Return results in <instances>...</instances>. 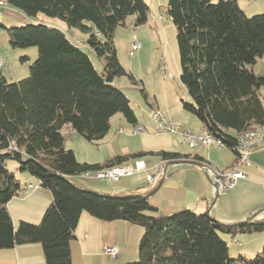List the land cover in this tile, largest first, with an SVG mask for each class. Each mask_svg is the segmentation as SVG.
<instances>
[{"label":"trees","instance_id":"obj_1","mask_svg":"<svg viewBox=\"0 0 264 264\" xmlns=\"http://www.w3.org/2000/svg\"><path fill=\"white\" fill-rule=\"evenodd\" d=\"M29 17L43 13L87 35L86 46L104 60L100 73L90 54L60 28L45 23L7 27L11 47H37L30 76L9 82L0 70V249L42 244L46 264H73L71 242L83 212L104 220H127L143 228L139 257L121 264H264V245L255 257H232L221 233L261 232L264 220L224 224L209 212L190 209L167 216L147 196L112 195L79 187L71 181L84 172L121 165L134 158L159 155L166 163L202 160L176 151H140L101 164L78 161L65 146L66 127L98 144L121 113L137 124L130 98L116 84L127 76L143 86L121 63L116 31L134 17L146 25L151 9L146 0H3ZM167 16L176 27L181 80L189 100L183 108L209 133L238 153L242 134L264 129L260 90L264 74L255 72L264 55V13L248 16L239 0H168ZM25 57H22V60ZM147 100L148 93L143 87ZM15 159L49 189L53 200L40 223L20 220L14 226L8 203L22 190L21 181L5 167ZM148 212V213H147Z\"/></svg>","mask_w":264,"mask_h":264},{"label":"crops","instance_id":"obj_2","mask_svg":"<svg viewBox=\"0 0 264 264\" xmlns=\"http://www.w3.org/2000/svg\"><path fill=\"white\" fill-rule=\"evenodd\" d=\"M7 13L22 18L21 14L13 9H8ZM116 84L122 88L117 81ZM147 102L153 111H163L160 102L156 98H152L149 93ZM163 113L166 114L164 111ZM136 116V125H143L147 129L146 134H134L139 138L137 145L132 146L122 140V134L127 132L125 126L116 128V133L110 129L107 136L96 144L100 151L99 157L84 162L104 165L118 156H130L140 151L159 152L161 150L176 151L192 156L200 155L201 166L209 163L214 168L218 167L219 170H226L236 161L237 154L227 146L224 148L212 146L209 149L201 147V150L188 152L179 151L177 149V141L181 142L179 136L162 134L155 128L150 130L137 113ZM114 117H112L111 123ZM124 119L126 120L125 117ZM172 121L180 124L176 119ZM132 125L135 129L136 126ZM182 126L192 132L188 127ZM202 128L205 131L204 125ZM121 129L123 132H120ZM64 131L73 133V135L76 133L69 126ZM225 149L228 150L225 151ZM219 153L226 155L227 160L217 159L216 154ZM138 159L145 162L146 171L127 176L132 177L128 181H122L125 177L116 181L119 185H115L112 189L102 187L94 180L78 182L71 178V181L79 187L96 190L100 193L147 196L150 203L157 208V213L155 212L154 215L167 216L190 209L197 213L209 212L213 218L224 224H236L248 219L264 220V143L252 153L250 157L252 165L241 166L240 169L245 173L246 178L240 179L234 188L222 195L217 194L209 174L194 163L186 162V160L179 163L167 162L165 176L159 175L156 182H149L147 174L154 172L156 166L161 164L163 159L159 155H146ZM131 161L134 162L136 159L132 158L126 162ZM171 164L182 166L175 175H173V169L169 167ZM21 177L25 180L22 183L20 179L22 191L8 203V210L16 228L20 220L40 223L53 200L52 192L42 187L36 177L27 172ZM143 231L141 226L127 220L104 221L88 212H83L75 231L76 237L71 242L72 262L73 264H121L135 260L138 257L139 242ZM107 246L117 247L119 256L112 258L107 255L104 252ZM0 264H46L42 244H25L10 249H0Z\"/></svg>","mask_w":264,"mask_h":264},{"label":"rangeland","instance_id":"obj_3","mask_svg":"<svg viewBox=\"0 0 264 264\" xmlns=\"http://www.w3.org/2000/svg\"><path fill=\"white\" fill-rule=\"evenodd\" d=\"M146 1L149 3L151 9L149 22L146 25L135 27L133 24L134 17H128L126 25L120 26L115 36V44L122 65L129 72L133 73L138 81L142 80L143 86L141 84L138 86L133 85L127 76L117 78L116 81L120 83L127 96L130 98L132 106L139 118L144 120V123L147 124L150 130L153 128L158 130V126L153 118V109L142 94L141 89L143 87L152 98H156L160 102L161 109L166 112L169 119H176L180 124L192 130V132L202 134L204 131L201 121L197 116L186 111L182 105L183 99L189 100L191 97H189L188 91L181 80V64L176 27L167 14L163 15V13L166 12L168 0ZM213 1L216 2L218 0ZM239 3L248 16L264 13V0H239ZM8 9L19 12L22 18L18 15L7 13ZM0 21L9 28L20 27L29 23H45L50 26L58 27L62 29L74 43L80 45L88 52L98 71L100 73L103 72L104 60L94 55L88 49L85 42L87 35L77 29H70L68 25L59 18L49 17L43 13H39L35 17H29L22 11L3 1V5L0 6ZM134 41L141 44L140 49L136 52L133 51ZM0 54L4 62V66L3 68L0 67V70L4 71L9 82H17L29 77L30 67L39 56L37 47L13 49L10 44L9 33L5 29L0 31ZM22 57H25V59L22 60ZM254 69L256 73L264 74V55L258 58V62ZM260 93L264 102V87L260 90ZM111 124V131L114 133H116V128L125 126L127 132L122 134V140H124V143L132 146L137 145L139 138L134 136L133 125L124 119L123 114H116ZM64 134L66 148L75 151L78 161L84 162L99 157L98 153L100 151L96 144L90 143L77 133L73 135V133L64 131ZM177 149H179V151L188 152L201 150V147L191 148L177 141ZM227 150L228 149H225V151ZM216 157L221 161L227 160L226 155H221L220 153L216 154ZM5 167L24 183L25 180L21 176L22 174H26V172L20 170L17 160L7 159ZM169 167L173 169V175H175L176 171L182 166L179 164H171ZM72 178L78 182H89L94 180L107 189H112L115 185H119V183L114 181H101L95 178H86L82 175L73 176ZM131 179L132 177H125L122 181ZM104 194L107 193L104 192ZM221 235L228 242L229 252L232 257L237 258L243 255L247 258H252L263 249L264 230L261 232H239L237 234L221 233ZM138 257L136 259H138Z\"/></svg>","mask_w":264,"mask_h":264},{"label":"built area","instance_id":"obj_4","mask_svg":"<svg viewBox=\"0 0 264 264\" xmlns=\"http://www.w3.org/2000/svg\"><path fill=\"white\" fill-rule=\"evenodd\" d=\"M3 5L2 0H0V6ZM166 15V12L163 13ZM141 47V44L137 41L133 43V51L136 52ZM0 54V58H1ZM1 65H3V60L1 59ZM153 118L157 124L158 131L166 135L179 136L182 143L188 145L191 148H211L212 146H218L221 148L226 147L223 140L208 131H204L202 134H196L190 132L183 128L182 125L169 119L165 113H159L156 110L153 111ZM262 130V137H254L251 133L246 136V144H239L238 153L235 163L226 168V176H217V169H210L208 166H201V160H187L186 162L194 163L200 169L204 170L209 174L214 182L216 191L218 195H222L232 188H234L240 179L246 178L245 173L240 169L241 166H250L252 161L250 159L252 153L255 149L259 148L264 143V129ZM123 132V129L120 130ZM135 134H146L147 129L143 125H136V130L133 131ZM166 161L156 166L154 172L147 174V180L149 182H156L159 175L165 176ZM218 168V167H217ZM146 164H139V166H132L131 162L122 163L120 169H110L109 172L104 173H93L91 177L99 180H109V181H119L124 177L133 176L137 173L146 171ZM104 252L112 258H117L119 256V249L114 246H107Z\"/></svg>","mask_w":264,"mask_h":264},{"label":"bare ground","instance_id":"obj_5","mask_svg":"<svg viewBox=\"0 0 264 264\" xmlns=\"http://www.w3.org/2000/svg\"><path fill=\"white\" fill-rule=\"evenodd\" d=\"M3 2V1H2ZM167 14V12H166ZM4 66V62L3 65H1V58H0V67L3 68ZM159 113H163L160 110H156ZM136 130V127L135 129ZM249 133H251L254 137H262V130L261 129H252L247 131L246 133L242 134L239 140V144H246V136L249 135ZM139 164H144L143 160H136L134 162H132V166H139ZM121 165H116V166H112V167H106V168H101V169H94L93 173H104V172H109L110 169H120ZM204 166H208V168L210 169H217V176H226V170H219L218 168H214L211 164H205ZM92 175V170H89L87 172H84L82 174V176L84 177H91Z\"/></svg>","mask_w":264,"mask_h":264}]
</instances>
